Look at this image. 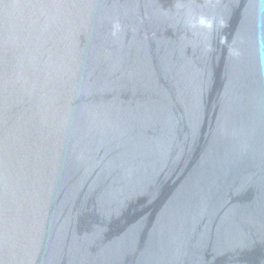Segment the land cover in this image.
Returning <instances> with one entry per match:
<instances>
[{
	"label": "water",
	"instance_id": "1",
	"mask_svg": "<svg viewBox=\"0 0 264 264\" xmlns=\"http://www.w3.org/2000/svg\"><path fill=\"white\" fill-rule=\"evenodd\" d=\"M0 264H264V0H0Z\"/></svg>",
	"mask_w": 264,
	"mask_h": 264
}]
</instances>
